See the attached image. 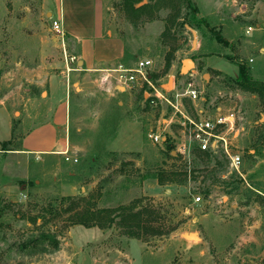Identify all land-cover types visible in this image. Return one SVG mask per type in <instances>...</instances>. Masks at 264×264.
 Listing matches in <instances>:
<instances>
[{
  "label": "rangeland",
  "instance_id": "374dc122",
  "mask_svg": "<svg viewBox=\"0 0 264 264\" xmlns=\"http://www.w3.org/2000/svg\"><path fill=\"white\" fill-rule=\"evenodd\" d=\"M123 1L107 5L124 38L126 62L135 67L151 60L155 84L168 81L167 76L176 84L189 82L178 72L181 59L190 55L196 56L197 82L208 95L237 90L234 76L224 73L237 61L264 81V55L249 46L254 36L264 38V0H238L231 7L228 0H190L195 12L182 0H145L148 6L136 15ZM61 7L62 0H0V81L6 73L41 62L44 45L55 41L51 17ZM182 21L199 26L201 49L191 51V33ZM256 24L254 32L245 33L246 26ZM204 57L220 60L215 66L224 72L206 67ZM70 64L77 68L74 60ZM2 91L0 85V96ZM241 92L245 121L237 138L243 152L239 175L228 170L221 153L206 157L195 145L181 160L168 154L170 140L156 144L149 135L163 107L145 99L138 86L111 96L96 83L83 89L70 84L71 100L83 105L81 120L73 125L80 132L71 131L79 137L73 139L79 149L22 161L3 158L9 169L0 170V264H264V103L257 94ZM185 108L193 114L190 103ZM172 130L178 138V128ZM161 172L173 182L144 179ZM64 197L81 199L82 211L132 206L141 214V237L130 238L115 224L104 230L69 224ZM219 197L227 204H216ZM43 213L44 225L28 220ZM207 216L208 222L201 218ZM192 230L204 239L190 241L194 247L187 250L181 232ZM43 232L56 236L58 250L50 252L51 238H41Z\"/></svg>",
  "mask_w": 264,
  "mask_h": 264
},
{
  "label": "crops",
  "instance_id": "0c3cea01",
  "mask_svg": "<svg viewBox=\"0 0 264 264\" xmlns=\"http://www.w3.org/2000/svg\"><path fill=\"white\" fill-rule=\"evenodd\" d=\"M107 2L108 0H62L67 60L61 44L55 40L44 45L41 62L36 67L6 73L1 78L0 170L9 169L3 158L22 161L34 156L54 155L64 148L72 153L77 151L79 144L73 142V139L79 138L77 135L80 129H74L73 125L76 126L81 120L79 116L83 105L80 101L71 100L70 84L76 86L78 83L80 89H83L88 84L96 83L100 71L117 67L132 68L126 62L124 38L118 33L113 20H110ZM229 4L230 7L234 6L231 2ZM247 27L249 26H246L245 33ZM256 27L257 24L246 34L250 35ZM226 40L231 42V39ZM263 42L264 38L254 36L249 45L251 51L264 55ZM196 49H201V40ZM175 57L179 59V56ZM70 58L76 62V69L70 68ZM184 59L185 57L181 59V63ZM247 59L253 62V58L247 56ZM203 60L206 67L220 70L215 66L220 60H213L211 57H204ZM78 62L81 66L77 65ZM224 73H230L236 78L238 68L235 66L233 71ZM126 90L127 88L119 89V92ZM13 123L16 125L15 129L12 128ZM73 129L77 132L76 136L71 135ZM12 141L16 142L15 147L10 146ZM222 200L223 203L226 202L224 197ZM201 218H205L207 222L210 220V216ZM195 219L199 221L198 218ZM186 232H196L200 237L198 242H203L204 234L201 231H183L181 236ZM183 241L187 250L194 247L190 241Z\"/></svg>",
  "mask_w": 264,
  "mask_h": 264
},
{
  "label": "built area",
  "instance_id": "2783aa9c",
  "mask_svg": "<svg viewBox=\"0 0 264 264\" xmlns=\"http://www.w3.org/2000/svg\"><path fill=\"white\" fill-rule=\"evenodd\" d=\"M234 6L238 0H228ZM63 8H58L51 17V31L62 47L65 55V31L63 28ZM253 30L247 27L246 33ZM71 61L74 59L70 58ZM251 61V60H250ZM152 61L144 59L135 67H117L115 69L100 71L96 79L97 87L107 91L112 96L119 92L121 87L131 88L138 86L143 89L145 99L159 103L163 108L160 117L155 122V130L150 133V138L156 144L171 141L170 154L181 160L190 157L193 146L199 151L211 155L221 153L226 159L230 172L240 173L242 150L237 145V138L244 128L245 111L244 98L240 90H218L213 95H208L202 85L197 82V72H189V82H173L170 91L162 89V85L155 84L150 76L149 69ZM190 103L193 114H189L185 103ZM173 127L178 128V138L174 136ZM169 141V142H170ZM63 155L67 150L61 151ZM67 157V156H66ZM68 159V158H66ZM217 204H222V197L216 199ZM201 201L200 196L193 198L194 203Z\"/></svg>",
  "mask_w": 264,
  "mask_h": 264
},
{
  "label": "trees",
  "instance_id": "16d2710c",
  "mask_svg": "<svg viewBox=\"0 0 264 264\" xmlns=\"http://www.w3.org/2000/svg\"><path fill=\"white\" fill-rule=\"evenodd\" d=\"M186 7L191 9L195 12V9L192 7L190 0H182ZM124 8L129 12V14L136 15L140 11H142L144 8L148 6V4L145 2V0H124L123 1ZM179 12L180 8L178 9L176 18H179ZM202 23V21H199ZM183 26L188 25L189 27L197 30L198 25H192L191 23H186L185 21H182ZM217 39L221 43H226L219 35H216ZM193 62L196 59L195 55H190L189 57ZM170 61L171 58L168 57L165 61V70H168L170 67ZM235 65H237L238 73L237 77L234 79V82L237 86V89L244 91V92H252L254 94H257L260 98V100L264 103V81H258L252 77L250 74L249 68L246 64L241 62H236ZM178 75L180 76V72H178ZM168 154L173 157L170 154V151L172 150V146H167ZM206 157L211 156L210 153L202 152ZM165 173H154L150 176L144 177L146 178H153L156 179L159 185H163L166 181L173 182V179L170 177H167ZM73 200V202H71ZM81 199L76 198L74 200L72 197H64L61 199V202H69L68 206L64 210V212H69L71 215H69L68 222L72 225H81L83 227H98L101 230L110 228L113 224L117 225L118 228H120L125 235H127L130 238H140V229L143 227V221L141 219V214L139 212H134L133 207H124L123 205L118 206L113 209H99V210H92V209H83L80 210ZM48 213H51V210H47ZM31 224H37L40 222V225H44V222L48 220L46 218V215L39 214L30 217L28 219ZM41 238L48 240L51 242V250L50 252H54L58 250L59 241L56 239V236L49 235V233H41Z\"/></svg>",
  "mask_w": 264,
  "mask_h": 264
},
{
  "label": "water",
  "instance_id": "95a60500",
  "mask_svg": "<svg viewBox=\"0 0 264 264\" xmlns=\"http://www.w3.org/2000/svg\"><path fill=\"white\" fill-rule=\"evenodd\" d=\"M185 28L191 33V51H194L196 49V45H197V32L195 29L189 27L188 25H185ZM262 51L264 52V48L262 49ZM78 66H81V63L78 62L77 63ZM194 62L190 59V58H185L182 63H181V68H180V74L181 75H185L188 74L189 72H194ZM207 74L204 75V78L207 79ZM162 89H164L165 91H170L173 88V78H169L168 81L163 84ZM120 90H123V88H120ZM182 238L187 240V241H200V237L198 236V234L196 232H186L182 234Z\"/></svg>",
  "mask_w": 264,
  "mask_h": 264
}]
</instances>
